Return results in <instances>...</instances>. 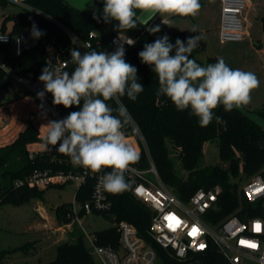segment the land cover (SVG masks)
Masks as SVG:
<instances>
[{
  "label": "trees",
  "instance_id": "obj_1",
  "mask_svg": "<svg viewBox=\"0 0 264 264\" xmlns=\"http://www.w3.org/2000/svg\"><path fill=\"white\" fill-rule=\"evenodd\" d=\"M103 6L102 0H97ZM5 1L0 0V5ZM32 9H25L18 15L10 16L13 19L11 33L21 35L25 39L26 46L19 56L9 58V65L19 75L34 71L40 76L42 69L49 62L42 39L51 40L56 45H70L71 40L60 24L67 26L76 33L88 38L91 30H96L106 23L101 18L99 22L93 19V13L87 12L70 4L67 0H28ZM102 17V15L97 14ZM35 24L44 35L34 44H28L32 39L31 29ZM264 28V16L262 17ZM115 24L107 34L92 39L91 50H111V39L117 32ZM145 27L139 26L134 33L136 43L125 52V59L137 69L138 82L144 86L135 101L127 96L121 97V102L130 113V123L125 127V136H135L141 147L135 164L142 167L148 165L142 138L144 139L150 154L156 164L163 182L172 188L182 200H188L199 188L208 189L214 184H221L223 192L219 196L216 209V219H221L232 214L241 204L248 206V202L239 190L237 182L233 178L242 171L249 180L264 168V128L241 109H233L225 112L221 105L214 110L212 122L201 127L198 118L190 115V110L178 111L169 98L157 95L159 88L158 78L152 68L143 64L138 53L143 50L145 43H152L156 39L149 33L143 32ZM0 31H8L6 23ZM179 36L186 42L187 34L180 32ZM199 46L193 50L195 51ZM6 51L10 54V44L0 46V53ZM68 60L71 59L67 55ZM209 62H217L216 57H210ZM50 65V64H49ZM75 65L69 63L72 71ZM14 81L5 72H0V89L10 90L14 88ZM18 98L30 95L26 90H18ZM116 107L115 102H108ZM68 115L71 111H77L75 106L64 108ZM264 113V110H263ZM115 114V113H114ZM215 117H220L222 122H217ZM142 137V138H141ZM218 139L219 155L226 163L221 165H202L203 145L207 140ZM40 131L37 126L29 121L17 137L10 143L0 145V206L5 203H21L30 195L43 197L47 188L22 186L26 193L22 198L17 197L18 190L14 183L18 179L25 178L37 166L41 168L53 167L54 169H68L69 165H59L50 162V156L46 155L35 160L29 158L27 145L40 141ZM174 158L182 162L188 171L186 177H181L175 170ZM112 171L106 169V173ZM128 182V180L126 179ZM129 183V182H128ZM130 184V183H129ZM64 185V184H60ZM131 185V184H130ZM53 186V185H52ZM51 187V186H50ZM93 181L80 186L76 197L85 202L91 198ZM111 201L108 211L96 212L112 218L114 225L95 233L97 243L100 245L117 246L119 232L116 222L126 220L134 224L141 236L157 251L161 257V264H220L221 255L212 251L209 258L204 255H195L187 261H179L161 247L148 233L153 211L144 202L138 200L132 193V186L121 193L107 192ZM68 208V204L58 205L56 208L57 219L62 223V217ZM9 250L0 252V260ZM47 264H94L93 255L84 241V236L78 235L73 240H66L58 245L57 257Z\"/></svg>",
  "mask_w": 264,
  "mask_h": 264
},
{
  "label": "clouds",
  "instance_id": "obj_2",
  "mask_svg": "<svg viewBox=\"0 0 264 264\" xmlns=\"http://www.w3.org/2000/svg\"><path fill=\"white\" fill-rule=\"evenodd\" d=\"M102 3V17L94 11L93 19L99 22L102 18L106 24L116 21L117 41L123 43L113 52L91 50L82 54L73 47L71 59L62 61L63 67L48 64L42 69L38 79L44 88L37 92V98L45 114L43 101L47 93L52 95L55 106L78 108L63 119L49 120L41 126L47 129L46 146L68 156L74 166L92 173L111 169L99 183L105 191L115 194L131 187L125 172L138 159L135 149L126 143L124 129L131 117L121 97L135 101L144 90L138 82V69L125 59L124 44L134 46L136 43L126 32L141 26L155 34L161 30L160 26L148 25L156 16L166 25L165 15L195 17L201 4L199 0H102ZM191 31L196 32V28ZM42 35L44 33L33 24L31 36L39 39ZM202 38L196 35L186 42L177 38L173 44L168 35H164L145 43L138 56L158 78L157 95L169 98L178 111L190 110L199 125L206 127L214 118V110L221 105L225 112L247 106L251 92L259 87V80L253 72L229 67L223 58L206 66L198 64L190 57ZM0 40L6 42V37ZM76 40L72 37L73 43ZM68 63L75 65L71 72L63 70ZM109 101L115 102L116 107ZM215 119L222 122L220 117Z\"/></svg>",
  "mask_w": 264,
  "mask_h": 264
},
{
  "label": "built area",
  "instance_id": "obj_3",
  "mask_svg": "<svg viewBox=\"0 0 264 264\" xmlns=\"http://www.w3.org/2000/svg\"><path fill=\"white\" fill-rule=\"evenodd\" d=\"M221 1V22L219 27V38L221 42L240 41L248 34V28L252 22L247 17V12L251 6L250 0H220ZM161 19L159 15L153 18L148 26ZM166 23L168 22L165 19ZM71 40L70 45H56L51 40L42 39L46 56L52 67H63L62 61H68L67 55L74 47L82 54L91 51L92 39L100 35L95 31L89 32L88 38L76 33L71 28L60 24ZM147 32L146 27L142 30ZM151 34V33H149ZM155 39L163 36L161 32L151 34ZM116 32L111 39V50L113 52L122 41H117ZM126 36L136 41L134 35L126 32ZM6 37V42L0 40V46L11 44L14 41L15 48L7 54L6 51L0 53V72L3 71L13 81H17L23 90L30 93L39 108L42 103L37 98V92L43 90L44 85L39 81L38 75L34 71L19 75L13 71L9 65V58L19 56L23 52L26 43L21 35H13L10 31H0V38ZM72 37H76L73 43ZM19 38V42H17ZM30 40L28 44H34ZM114 41H116L114 43ZM90 46V47H89ZM131 46L124 44L125 52ZM9 57V58H8ZM63 70L71 72L69 63ZM52 95L47 93L43 101L47 110L46 114L41 110V116L34 123L41 130L40 120H60L67 115L61 106L52 103ZM47 130V129H46ZM41 140L29 143L27 150L29 158L35 160L37 157L50 156V162L59 165H69L68 169H54L53 167H35L31 174L25 178L18 179L14 185L17 189L22 186L37 187L40 189L52 185L77 183L78 188L89 180L93 181L91 198L81 202L75 197L73 202L68 204L62 223L58 228L68 227L72 229L74 223L82 224V219L87 214L108 211L111 201L107 191L100 185V178L106 174V169L99 173H92L90 170L74 166L70 158L57 152L50 145L46 146L45 136L40 134ZM126 143L139 145L137 138L126 136ZM142 138V137H141ZM137 141V142H136ZM145 152L148 158V165L142 167L138 164H131L125 172V179L132 186L133 195L144 202L153 211L149 235L169 253L179 261H187L195 255H204L207 259L212 251H217L222 261L220 264H264V168L243 186L242 193L248 202V206L239 205L235 211L221 219H216L215 209L219 196L223 192L221 184H214L212 187L197 189L188 200H182L163 182L150 154V151L142 138ZM137 143V144H136ZM141 147L139 145V152ZM77 188V190H78ZM59 221V220H57ZM119 232L117 246L100 245L97 243L95 234L86 233L91 245L88 247L92 255H97L103 264H161V257L157 251L139 234L137 227L129 221L122 220L115 223ZM259 225V230H257ZM197 231L192 233V229ZM191 233V234H190ZM242 241L244 243H242ZM256 245L255 247L249 246ZM203 245V247H201Z\"/></svg>",
  "mask_w": 264,
  "mask_h": 264
},
{
  "label": "rangeland",
  "instance_id": "obj_4",
  "mask_svg": "<svg viewBox=\"0 0 264 264\" xmlns=\"http://www.w3.org/2000/svg\"><path fill=\"white\" fill-rule=\"evenodd\" d=\"M0 5V28L6 23V28L11 32L13 15L22 13L25 9L32 7L28 0H4ZM73 6L87 12L102 15L103 6L97 0H67ZM256 11L251 16L253 26L250 28L251 37L246 36L239 42H221L219 38V24L221 17L220 0H199L201 8L198 14L193 16H167V25L159 24L160 32L168 35L171 43L179 38V32L186 33L189 38L196 35L203 38L198 42V48L191 53L201 66L210 64V56L223 58L226 64L233 69H241L255 73L259 80V87L251 92V102L240 109L253 118L264 128V30L261 17L264 15V0H253ZM161 19V17L159 16ZM251 21V22H252ZM117 22L112 21L96 29L98 34L110 31L111 26ZM193 27L196 32H192ZM130 34L135 31H127ZM32 41H36L32 37ZM259 43H263V50L258 51ZM11 51L14 50V41L10 44ZM172 55L175 54L173 50ZM14 88L10 90L0 89V145L10 143L29 121L35 123L41 116V110L37 103L30 97L18 98V90L21 85L14 81ZM47 124L40 120V125ZM40 134L46 135V128L41 127ZM136 138V137H135ZM131 146L135 149L133 143ZM175 170L181 177H186L188 171L182 162L174 158ZM202 165H221L226 163L219 155L218 139L207 140L203 145ZM237 182L239 190L249 181L241 171L233 178ZM169 187V186H168ZM78 185L69 182L64 185H53L46 189L43 197L30 195L21 203H5L0 206V252L9 250L0 260V264H47L55 259L58 254V245L66 240H73L78 235L84 236L86 246L91 242L86 233L95 234L99 230L107 229L114 225L112 218L102 213L87 214L82 219V224L76 222L72 229L68 227L58 228L56 208L58 205L73 202ZM170 188V187H169ZM173 193L178 194L170 188ZM179 197V196H178ZM61 223V222H60ZM94 264H103L99 256L93 255Z\"/></svg>",
  "mask_w": 264,
  "mask_h": 264
},
{
  "label": "crops",
  "instance_id": "obj_5",
  "mask_svg": "<svg viewBox=\"0 0 264 264\" xmlns=\"http://www.w3.org/2000/svg\"><path fill=\"white\" fill-rule=\"evenodd\" d=\"M251 1V6L249 7V9H248V12H247V17H248V19H250L251 20V16L254 14V12L256 11V7H255V2L253 1V0H250ZM220 5H221V1H220ZM264 16V15H263ZM262 16V17H263ZM262 17H261V20H262ZM221 18V17H220ZM252 21V20H251ZM116 22V21H115ZM220 22H221V19H220ZM113 24H114V22H113ZM156 24V23H155ZM155 24H154V26H155ZM159 24H161V23H159ZM168 24V22L166 23V25ZM161 25H165V24H161ZM253 26V21H252V24H251V26L248 28V34L246 35V36H248V37H251L252 36V33L250 32V28ZM263 26V25H262ZM219 27H220V24H219ZM139 28V26L136 28V29H132V31H135V32H137V29ZM110 30H111V28H110ZM263 30H264V28H263ZM96 31V30H95ZM97 32V31H96ZM110 32V31H109ZM108 32V33H109ZM160 32V31H159ZM128 33V32H127ZM180 33V32H179ZM182 33H184V32H182ZM105 34H107V33H105ZM186 34V33H185ZM99 35H103V34H99ZM131 35H133V34H131ZM245 36V37H246ZM163 37V36H162ZM189 37V36H188ZM245 39V38H244ZM243 39V40H244ZM229 42H239V41H229ZM262 44L263 43H259V47H261L260 49H258V51L259 52H261L262 50H263V47H262ZM264 52V51H263ZM210 57H213V56H210ZM209 57V58H210ZM209 58H208V61H209ZM263 59H264V57H263ZM210 63V62H209ZM211 64V63H210ZM27 97V96H26ZM29 97V96H28ZM31 98V97H30ZM17 135L18 134H16V136H15V138L17 137ZM126 137V136H125ZM14 138V139H15ZM127 138V137H126ZM129 138H133L134 140H136L133 136H129ZM13 139V140H14ZM137 142V141H136ZM137 144V143H136ZM134 146H135V151H136V153L138 154V152H139V145L137 144V145H135V143H134Z\"/></svg>",
  "mask_w": 264,
  "mask_h": 264
},
{
  "label": "water",
  "instance_id": "obj_6",
  "mask_svg": "<svg viewBox=\"0 0 264 264\" xmlns=\"http://www.w3.org/2000/svg\"><path fill=\"white\" fill-rule=\"evenodd\" d=\"M137 14H139V12H138ZM25 193H26V191H25L24 189H18V190H16V195H17V197H19V198H22V196H23Z\"/></svg>",
  "mask_w": 264,
  "mask_h": 264
},
{
  "label": "snow or ice",
  "instance_id": "obj_7",
  "mask_svg": "<svg viewBox=\"0 0 264 264\" xmlns=\"http://www.w3.org/2000/svg\"><path fill=\"white\" fill-rule=\"evenodd\" d=\"M257 227V230H259V225H257L256 226ZM197 231V229L194 227L193 229H192V233H195ZM191 234V233H190ZM242 243H244L243 241H242ZM249 246H251V247H255L256 245H254V244H250ZM201 247H203V245H201Z\"/></svg>",
  "mask_w": 264,
  "mask_h": 264
},
{
  "label": "bare ground",
  "instance_id": "obj_8",
  "mask_svg": "<svg viewBox=\"0 0 264 264\" xmlns=\"http://www.w3.org/2000/svg\"><path fill=\"white\" fill-rule=\"evenodd\" d=\"M27 97H28V96H27ZM27 97H26V98H27Z\"/></svg>",
  "mask_w": 264,
  "mask_h": 264
}]
</instances>
